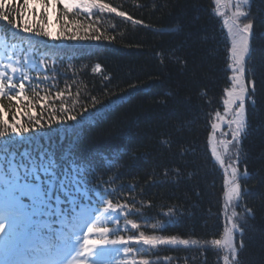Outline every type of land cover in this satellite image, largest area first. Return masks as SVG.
I'll list each match as a JSON object with an SVG mask.
<instances>
[{"label": "trees", "instance_id": "trees-1", "mask_svg": "<svg viewBox=\"0 0 264 264\" xmlns=\"http://www.w3.org/2000/svg\"><path fill=\"white\" fill-rule=\"evenodd\" d=\"M103 2L143 23L96 10L91 19L81 16L85 23L98 21L97 28L114 37L108 41H51L13 33L0 23L1 59L3 54L6 60L13 54L22 61L27 58L24 62L32 77L27 85L29 95L37 84L41 94L47 90L50 96L65 90L68 98L57 100V107L65 103L73 115L88 110L77 121L45 127L32 139L54 143L58 159L69 145L77 157L89 159L91 165H80L82 183L88 182L84 187L92 186L94 175L101 184L108 181L104 187L111 194L93 196L91 201H83L82 208L101 209L102 201L109 199L114 204L135 201L139 211L128 214L127 219L139 224V229L126 226L120 213L97 226L109 227L125 238L143 231L145 235L198 241L156 248L132 243L128 246L134 251L128 257L122 254L124 245L110 246L102 249L108 261L223 264L224 250L210 240L219 238L227 223L224 171L214 160L209 141L215 113H223L231 71L230 41L215 13L216 0ZM0 3L6 5V11L12 10V0ZM250 15L253 32L246 79L254 103L248 102L245 134L238 150L231 152L232 160L238 158L240 170L248 172L241 179L248 191L236 211L243 212L245 206L253 211L241 222L243 235H236L234 264H264V0H251ZM56 29L53 21L50 30L55 33ZM96 64L101 65L99 72L92 71ZM45 76L49 79L44 80ZM93 98L98 102L95 107ZM101 105L107 107L101 109ZM16 143L21 147L6 141L0 146L7 144L17 152L28 146L22 140ZM228 154L231 156L230 151ZM169 208L174 213L165 215Z\"/></svg>", "mask_w": 264, "mask_h": 264}, {"label": "snow or ice", "instance_id": "snow-or-ice-1", "mask_svg": "<svg viewBox=\"0 0 264 264\" xmlns=\"http://www.w3.org/2000/svg\"><path fill=\"white\" fill-rule=\"evenodd\" d=\"M221 2L222 0H216L217 10ZM241 2L247 4L249 0ZM11 8V11H6V5L0 3V23L6 24L13 33L46 37L51 41L113 39L114 37L104 35L97 28L98 21L85 23L81 19V16L91 19L95 15L94 10L98 13H114L134 24L143 23L103 0H20L19 3L12 0ZM218 14L226 15L219 11ZM247 15L238 3L232 17L224 20L231 37L228 65L231 71L230 86L224 89L223 115L217 111L216 122L211 125L212 139H215L216 130L224 126L230 131L222 134L231 136V139L219 141L224 155L215 144L211 149L212 155L224 169L225 209L232 208L222 234L219 238L210 240L211 245L224 250L223 264H234L238 255L236 235H243L241 222L246 214L253 211L246 206L243 212L236 211L241 207L245 192L248 191L241 184L242 177H247L248 172L246 169L241 172L238 158L231 161L226 159V154L231 149L238 150L246 129V102L250 95L249 84L245 80L246 57L250 52L253 29L251 19L241 21V17ZM53 21L57 25L55 33L50 30ZM26 60L25 57L22 61L15 54L10 55L7 60L0 59V142L6 141L20 148V144L16 142L22 140L28 145L19 152L9 149L7 144L0 146V264H151L149 259L97 261L96 257L102 255L101 249L118 245L125 246L122 254L128 257L134 251L128 246L132 243H142L152 248L197 244L196 240L180 239L176 235H145L143 231L138 236L125 238L123 235H115L114 230L109 227L97 226L99 212L96 219L88 217L81 204L83 201H91L93 196L111 194L112 190L104 187L108 181L101 184L98 182L99 177L94 175L92 186L84 187L83 183L88 182L82 183L80 165H91L89 159L77 157L71 145L60 153L58 159V148L54 143H41L39 139L34 142L32 139L34 133L45 127L77 121L80 116L88 114V110L73 115L67 104L61 103L57 107V100L68 98L65 90L56 91L54 96H50L47 90L41 94L37 84L31 88L32 94L29 95L27 85L32 77L24 62ZM100 70V64L92 69L93 72ZM43 79L49 78L45 76ZM93 101L95 107L98 102L94 98ZM251 102L254 103V100ZM106 107L101 105V109ZM57 112L61 115H56ZM4 153H8L7 157ZM60 160L64 161L63 165ZM167 174V171L163 173L165 176ZM102 203L103 208L99 211L120 213L126 226L140 228L139 224L127 219L128 214L139 211L134 200L114 204L109 199ZM173 213L174 209L169 208L165 215ZM82 226L86 227V231L82 236L77 235V229ZM156 227L155 224L152 225L153 229ZM119 255L117 252V256Z\"/></svg>", "mask_w": 264, "mask_h": 264}, {"label": "rangeland", "instance_id": "rangeland-1", "mask_svg": "<svg viewBox=\"0 0 264 264\" xmlns=\"http://www.w3.org/2000/svg\"><path fill=\"white\" fill-rule=\"evenodd\" d=\"M238 3L241 4V10H243V11H245V12L248 13L247 17H241V21H242V22H247L248 19H251V20L253 21L251 15H250V5H251V0H249V3H247V4L242 3L241 0H227V3H225V0H222L221 5L219 6V10H217V5H216L215 13H216V14L222 19L223 26H224V29L226 30V33H227V29H226V27H225V25H224V20H225V19H229V18L232 17V14L236 11V5H237ZM218 11H219V12H222V13H225L226 15H219V14H218ZM252 32H253V29H252ZM227 35H228V33H227ZM228 38H229V41H230V47H231V37L228 35ZM1 57H2V51L0 50V59H1ZM5 58H6V55L3 54V59L6 60ZM246 61H247V57H246ZM245 76H246V75H245ZM245 79H246V78H245ZM246 82H247V81H246ZM251 85H253L252 82H251ZM249 86H250V85H249ZM249 92H250V88H249ZM249 101H250V102L253 101V99H252V97H251L250 95H249L248 100H247V102H246V117H247V107H248V102H249ZM221 115H223V113H222ZM229 118H230V117H229ZM214 122H216V121H214ZM246 124H247V121H246ZM245 130H246V129H245ZM229 131H230V129H229L227 126H224V127H222L221 129H217L216 132H215V139H212V137H213V131H212V134H211V136H210V141H209V147H210V150L212 149L213 144H215V145L218 147V149L220 150L221 154L224 155L222 145L219 143V141H222V140L226 139L225 136H224L222 133H224V132H229ZM241 140H242V139H241ZM240 143H241V141H240ZM231 151H232V149L230 150V154H231V156L228 154L229 152L226 154V159L229 158V159H228L229 161L232 160V152H231ZM211 153H212V151H211ZM213 158H214V160L216 161V159H215L214 156H213ZM235 160H237V158H235ZM216 163L219 165L218 161H216ZM219 166H220V165H219ZM220 167H221V166H220ZM221 169L224 171V169H223L222 167H221ZM241 172H242V171H241ZM230 209H232V208L229 207V208L227 209V211H228V216L231 215ZM99 210H100V209H98L97 211H95V213H93L92 210H87V209H86V214L88 215V217H89L90 219H96V214H97V212H99V219H98V221H99L100 219H103L105 222H109V221L112 220V217H114V216H118V213H104V212L99 211ZM91 213H92V214H91ZM103 220H101V221L103 222ZM101 226H103V225H101ZM85 231H86V227H83V226H82V227H79V228L77 229L76 234L82 236L83 232H85ZM0 235H2V234H0ZM100 251H101L102 255H99V256H97L96 258H97L99 261L107 260V258H106V256H105V254L103 253L102 249H101ZM107 261H108V260H107Z\"/></svg>", "mask_w": 264, "mask_h": 264}]
</instances>
